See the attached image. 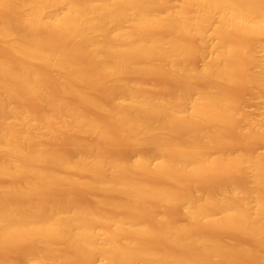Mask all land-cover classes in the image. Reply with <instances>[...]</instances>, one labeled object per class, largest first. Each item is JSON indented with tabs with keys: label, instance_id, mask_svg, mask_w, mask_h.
<instances>
[{
	"label": "bare ground",
	"instance_id": "1",
	"mask_svg": "<svg viewBox=\"0 0 264 264\" xmlns=\"http://www.w3.org/2000/svg\"><path fill=\"white\" fill-rule=\"evenodd\" d=\"M262 38L264 0H0V264H264Z\"/></svg>",
	"mask_w": 264,
	"mask_h": 264
},
{
	"label": "rangeland",
	"instance_id": "2",
	"mask_svg": "<svg viewBox=\"0 0 264 264\" xmlns=\"http://www.w3.org/2000/svg\"><path fill=\"white\" fill-rule=\"evenodd\" d=\"M262 39L264 40V38H262ZM213 40H214V39H213ZM0 52H1V51H0ZM1 53H2V52H1ZM6 56H7V59H8V60H10V58L12 57L11 55H7V54H6ZM6 56H5V57H6ZM9 56H10V57H9ZM12 59H14V57H12ZM12 59H11V60H12ZM11 60H10V61H11ZM14 60H15V59H14ZM196 60H197V61H196ZM190 61H191V63H193L194 65L197 64L196 66H198V65L201 64V61H200L199 59H196V58H195V60H194V59H190ZM43 70H44V69H42L41 71H43ZM49 72L51 73L52 76L50 75ZM43 73H45V74L43 75ZM43 73L41 72V76H45V77L43 78L44 81L47 80L46 82H49V83H48L49 85L46 83V89H47V87H48V89H47L48 93L50 92L51 95H52V94H53V95H56V94H57V88H56L57 86L54 85L55 83H53V82H54V79L52 78V77L54 76L53 73H52L51 71H49V70H47V71L45 70V72L43 71ZM46 73H49L48 75H49V78L51 77V79H47L48 75H47ZM46 75H47V76H46ZM159 78H160V77H158V78L153 77V78H151V79H153V80L149 79V80H147V81H148L147 83L150 84L151 81L154 82V83L152 84L153 86L150 84V86L153 87V88H154V87H155V88H158V87H159L158 85H159L160 83H161L160 85L163 86V85H162V84H163L162 81L164 82V81H166V80H165L164 78H161L162 80H161V79L158 80ZM155 79H156V80H155ZM150 80H151V81H150ZM51 81H52V82H51ZM159 82H160V83H159ZM166 83H167V81L164 82V84H166ZM154 85H155V86H154ZM232 86H233V85H230V87L228 86V89H227V91H228V93L230 94V96L233 95V93H234L233 96H239V95L242 96V95H245V94H246V96H242V98H247V96L249 95V90L247 91L248 88H246L245 86H243V85H241V84H239V86H238V84L234 85L233 87H232ZM49 87H53V88L50 89ZM231 87L233 88V90L231 91V92H233L232 94L230 93V90H231L230 88H231ZM235 87H236V88H235ZM237 87H238V88H237ZM240 88H241V91H240ZM49 89H50V90H49ZM52 89H54L55 91L52 90ZM244 89H246V90H244ZM242 91H243V94H242ZM50 93H49V94H50ZM236 93H237V94H236ZM240 96H239V97H233V99H236L237 102H240V101L238 100L239 98L241 99ZM67 98H68V97H67ZM67 98H66V99H67ZM71 99H72V97H71ZM250 99H251V100H250ZM257 99H258V98H254V99H253V98H250V97H249L248 100L251 101V102H250V103L247 102L246 105H244V103H246V102H244V101H246V99H245V100H244V99H241V101L243 100V102H244V103L241 102V106H244V107H245L244 109H246L249 113L251 112V114H253V115L255 114L256 116H258L259 113H261L260 106L262 105L263 102H261L260 99H258V100H257ZM67 100H68V99H67ZM69 100H70V99H69ZM248 100H247V101H248ZM71 101H73V99H72ZM71 101H70V102H71ZM253 102H254V103H253ZM239 104H240V103H239ZM242 104H243V105H242ZM242 108H243V107H242ZM258 110H259V111H258ZM89 111H90V110H89ZM89 111H88V112H89ZM92 111H93V110H91L90 113H89L92 117H94V118L97 119V120L99 119V121L103 120V119L101 118V117H103L102 114L98 116V115H95V114H96V111H94L95 114H93L94 112H92ZM256 111H257V112H256ZM91 112H92V114H91ZM97 114H98V113H97ZM93 115H95V116H93ZM255 115H254V116H255ZM259 116H260V115H259ZM100 118H101V120H100ZM103 118H104V117H103ZM104 120H105V119H104ZM103 124L108 125L107 121H106V123H104V121H103ZM228 129H229V128H228ZM226 130H227V128L223 131L224 135H225V133H226ZM112 131H116V133L113 132V137H115L114 134H117V131H118V130H112ZM227 131H228V130H227ZM230 131H231V133H230V132H227V134H228L227 136H228V137L230 136V137L232 138V135H233V137H234V136H235V133L232 132V129H231ZM119 134H121V135H119ZM229 134H232V135H229ZM117 135H119V136H117ZM117 135H116L117 138L120 137V139L117 140V138L115 137V139H116L117 142L113 143L114 145H112V146H107V145H106L107 143L105 144L106 146L104 145V146H105V149H104L105 152H106V151H107V152L109 151V153H112V152L115 153V152H119V151L122 150V151L124 152V154H125V151L123 150L124 148H123V145H122V141H120V140L123 138L122 140L127 144L128 142L125 141V140H127V139L125 138L124 135H122L121 132L118 133ZM121 136H122V138H121ZM225 136H226V135H225ZM227 136H226V137H227ZM235 137L238 139V140L236 141V143H240V141H239L240 137H238V136H235ZM231 138H229L230 141H231ZM236 138H234V139H236ZM113 139H114V138H113ZM124 139H125V140H124ZM241 140H242V138H241ZM232 141H233V139H232ZM238 141H239V142H238ZM245 141H246V140H243V142H245ZM60 142H61V141H59V144H62V145H61V146L57 145V146H59V147L62 148V146H63V144H65V142H64V141H62L61 143H60ZM63 142H64V143H63ZM110 142H111V141H110ZM112 142H114V141H112ZM112 142H111V143H112ZM124 142H123V143H124ZM234 142H235V140H234ZM248 142L250 143L251 141H248ZM108 143H109V142H108ZM125 143H124V144H125ZM236 143H235V144H236ZM241 143H242V142H241ZM257 143H258V142H257ZM126 144H125V146H126ZM231 144H233V143H231ZM231 144H230V145H231ZM235 144H233V145L231 146L232 149H233L234 147H236V148L238 147L237 149H239L240 146L242 147V145L235 146ZM247 144H248V143H247V141H246V143H245V145H244L245 148H243V149L241 148L242 151H245V149H246V150L248 149L247 152H246V154H248V155L251 156V155H254V154L256 155L257 152H259L258 154H262V153H264V144L259 145V144H261V143H259V144L257 145V147H254V146H256V145H253V144H256V143H254L253 141H252V145H251V144H248V147H247ZM108 145H109V144H108ZM249 145L252 146V147H249ZM65 146H66V144H65ZM127 146H128V144H127ZM127 146H126V147H127ZM258 146H259V147H258ZM226 147H227V146H226ZM226 147H225V149H227ZM246 147H247V148H246ZM63 148L66 149V147H64V146H63ZM228 148H229V146H228ZM126 149H127V148H126ZM222 149H224V148H222ZM241 149H239V150H241ZM227 150H229V149H227ZM235 150H236V149H235ZM122 151H121V153L119 152V154H122V153H123ZM127 151H128V149L126 150V152H127ZM229 151H230V150H229ZM231 151H233V150H231ZM244 153H245V152H244ZM124 154H122L123 157H122L121 155H120V157H122V158H124V157L127 158L128 155H129L130 153H128V152L126 153V154H128L127 157L124 156ZM115 155L118 156V154H116V153H115ZM255 155H254V156H255ZM214 177H215V176H214ZM214 177L211 178L212 181H213V180H216V179H213ZM216 177H217V176H216ZM228 177H230V179L233 178V179H232L233 181H234V180L236 181V180L238 179V178L236 179V177H238V176H232V177H231V176H228ZM218 178H220V180H219L220 182H223V181H226V180H227V177H226L225 175H222L221 177L218 176ZM239 178H241V177H239ZM207 179H210V178H207ZM207 179H206V180H207ZM197 180H200V178H199V179L197 178ZM197 180H196V178H195V181H196V182H197ZM202 180H203L204 182H203ZM239 180H240V181H239ZM239 180H238L239 182L242 181L241 179H239ZM195 181H194V183H193L194 186L197 185L198 188H201V187L203 186L202 189H204V188H209V187H207V183H208L209 186H210V185H211V186L215 185V183H214L215 181H213L214 184L211 183V182L209 183V180L205 181V179H201V180L198 181L197 183H195ZM201 181H202V182H201ZM216 181H218V180H216ZM219 181H218V182H219ZM238 181H237V182H238ZM199 182H201L202 184H200ZM200 185H202V186H200ZM205 185H206V186H205ZM199 186H200V187H199ZM76 192H77V191L74 190V195H76V196H79V195H81V194L83 195V192H82L81 194H80V193L78 194V193H76ZM80 192H81V191H80ZM72 194H73V192H72ZM76 196H75V197H76ZM82 197H85L86 200L88 199V198H86L85 195H83V196H81V198L78 197V198L75 199V200H77L78 202H79V201H80V202H82V201L86 202V201L84 200V198L82 199ZM73 198H74V197H73ZM78 199H79V200H78ZM81 199H82V201H81ZM88 200H90V199H88ZM88 202H89V201H88ZM169 206L171 207V205H169ZM170 207H168V208H170ZM165 208H166V207H165ZM168 208H166V209H168ZM175 208H176V207H175ZM172 209H173V210H172ZM171 210H172V211H171ZM174 210H176V209H174L173 207L170 208L169 210H165V209H164V211H167V212H170V211H171V212H170V215H169L168 213H165V212H164V213H165L164 215L168 214V217H169V216H171V213H172L173 216H171V219H174V215H175V214H174V213H175ZM160 211H161V212L163 211L162 208H161ZM173 212H174V213H173ZM177 212H179V213H178V216H177V214H176V217H179V216L182 217L180 211L177 210L176 213H177ZM126 213H128V212H123L122 214H125L124 216H126ZM162 213H163V212H162ZM127 216L130 217V214H127ZM143 216H145V219L147 218L146 215H143ZM137 217H138V216H137ZM176 217H175V218H176ZM141 218H142V215H140V219H141ZM143 218H144V217H143ZM169 218H170V217H169ZM138 219H139V218H138ZM140 219H139V220H140ZM145 219H143V221H144ZM179 219H180V222H181V221H183L184 218H180V217H179V218H177V219L174 220V221L179 222V221H177V220H179ZM146 220H147V219H146ZM140 221H141V220H140ZM227 234H228V233H225V234L222 233V236L224 235V236H225V239H227V240H229V241H230V240L237 239V236L235 237V235H234L233 233H231V236H230V234H228V235H227ZM216 235L218 236V234H216ZM218 237L220 238L221 235L218 236ZM223 239H224V238H223ZM248 258H249V257H248ZM243 260H245V261L248 260L247 262H244V261H243L244 264H246V263L249 264V261H252V263L254 262L253 259L250 260V259L244 258ZM103 263H104V262H102V260H98L95 264H103ZM257 263H258V262H256V264H257ZM137 264H139V263H137ZM250 264H251V262H250ZM253 264H254V263H253Z\"/></svg>",
	"mask_w": 264,
	"mask_h": 264
}]
</instances>
